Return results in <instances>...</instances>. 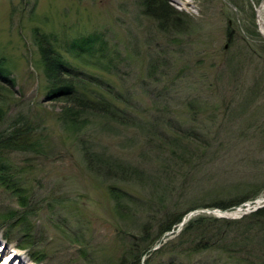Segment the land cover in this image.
<instances>
[{"label": "rangeland", "instance_id": "374dc122", "mask_svg": "<svg viewBox=\"0 0 264 264\" xmlns=\"http://www.w3.org/2000/svg\"><path fill=\"white\" fill-rule=\"evenodd\" d=\"M158 1L172 15L163 22L144 0H0V59L15 80H0V146L13 134L21 143L3 153L22 190L0 178V215H29L16 227L0 217V264H121L134 238L192 204L200 206L141 264H230L218 244L190 245L201 228L221 231L215 219L239 224L264 197V0ZM38 31L102 94L93 98L114 100L122 123L103 112L79 118V128L57 118L65 103L46 95ZM180 139L187 149L175 147ZM86 151L145 173L132 184L105 177ZM114 186L139 203L118 209ZM257 188L253 200L226 207Z\"/></svg>", "mask_w": 264, "mask_h": 264}, {"label": "trees", "instance_id": "16d2710c", "mask_svg": "<svg viewBox=\"0 0 264 264\" xmlns=\"http://www.w3.org/2000/svg\"><path fill=\"white\" fill-rule=\"evenodd\" d=\"M143 4H147L146 11H149L150 14L156 16V19L160 18L162 22L164 21L163 18H165L167 14H171L167 9L168 7H166L162 3V1L144 0ZM175 20H173L174 23ZM169 28L173 31L174 28L176 31L180 30V28H178L176 25L175 27L171 26ZM37 33L38 34H36V42L39 45L41 63L43 66L44 76L46 78L45 87L48 88V93L46 95L49 99H62L65 103L61 112L58 113L57 118L62 120L66 124V126L70 125L69 127L73 126L74 128L80 127L79 122H81V120H78L79 118L89 117L90 119V117L97 116V114L103 113L106 114L105 116L108 117V119H111L116 123H122L123 115H125V113H123V111L121 114V112L118 111V109L120 108L117 107L114 100L111 99V101H106L101 98H97L98 100L93 98V93H96L95 95L97 96L102 94L98 91L97 88L93 89L94 87H89L90 82L86 79L85 74H81V72H79L78 70H73L72 66L68 64L60 50L57 49L53 37H51L49 34L41 33L39 31ZM5 66V61H1L0 59V80H7L12 85H15L14 78H10V70ZM95 82L98 87H102V84H99V80ZM86 91H89V94H91V96ZM111 93L120 95L116 92ZM1 111H3L2 106H0V112ZM182 130L179 129L180 132H182ZM184 131L187 133V130ZM189 133L195 134L194 131H189ZM159 134L164 135V132L161 131L159 132ZM9 140L10 143L8 144V146H0V149H3L2 151L0 150V178L3 180L6 188L13 190L16 194H22V190L19 191L18 188V174L20 172L18 169H16L17 172L15 171L14 165L9 162V160L3 153L6 148L14 147L17 144L19 145L21 143H19L18 140H14V134L9 138ZM175 147L177 149H187L188 145L183 144L180 139ZM85 158L88 162L89 167L95 169L98 173L103 174V176L121 179L125 182H129L130 184H132L130 181L136 180L133 178H135L137 174L145 173L142 169L138 168L134 164L130 162H121L119 158H115L112 155L111 158L107 156L94 157L91 151H86ZM125 171L129 173V176H122ZM142 176L143 175L140 174L138 178H142ZM261 192L262 188H257L255 190H252V192L242 194V196H240L241 198L235 199L233 202L227 204L226 207L237 205L249 199L253 200ZM237 194H239V192H237L236 195ZM111 195L116 201L118 209H121L124 206L129 205L130 203L131 205L139 203V201H134V199H136V196L126 189L122 190L120 188H116L115 186L111 187ZM21 197L26 203L27 198L25 196ZM177 203L179 204V202ZM199 206L200 205L198 204H192L187 208L179 207L167 213L166 218L163 220V223H161V225H159L157 229H155L154 227L152 231L149 228V230L146 231V235L143 236L142 234H139L138 237L134 238V241H131L132 244L130 243V249L127 252L123 253L120 263L141 264L142 256L146 252L156 253V250L152 251V248L155 246L156 242L160 240L166 232L174 229V226L182 220V216L187 213L188 210L197 208ZM180 209H182V211L179 212ZM0 217L3 219H12L13 222L11 226L16 227L20 223L26 222L29 215L27 212L13 211L9 214L0 215ZM196 221H198V219ZM235 221L240 223L233 225L231 220L226 222L223 219H215V227H217V224L220 222L226 223L220 226L219 229L221 231H213L209 229L208 231H205L204 228H201L202 230L194 237V239L199 237V240L190 245L193 246V252L206 251L210 247H214V245L218 244L217 248L228 253L229 256L227 259L230 261V264H264V206L246 214L243 218ZM193 224L194 222H189V224L186 225L184 231H182L181 233L186 234V231H188V229H190ZM222 226L225 227L222 228ZM230 229H232V232H238V234L240 232L239 240L228 239ZM210 241H213L214 244H211ZM28 242L29 241L26 240V243ZM30 245H33V242H30ZM133 247L142 248V253L136 255L137 257L134 256ZM34 251L35 249L31 247V254ZM187 251L188 249H186V252ZM133 258H136V260H134ZM35 260L40 262L43 260V258L42 256H40L35 258ZM147 263L149 264V262Z\"/></svg>", "mask_w": 264, "mask_h": 264}, {"label": "bare ground", "instance_id": "6f19581e", "mask_svg": "<svg viewBox=\"0 0 264 264\" xmlns=\"http://www.w3.org/2000/svg\"><path fill=\"white\" fill-rule=\"evenodd\" d=\"M261 24H262V30H263V32H264V21H263V19H261ZM260 200H261V199H259V202H260ZM224 214L229 215L230 212H229V213H228V212H227V213L225 212ZM230 215H232V214H230ZM180 222H181V221H180ZM181 224H182V223H181ZM174 230H175V228H174ZM2 264H6V263L4 262V263H2Z\"/></svg>", "mask_w": 264, "mask_h": 264}, {"label": "water", "instance_id": "95a60500", "mask_svg": "<svg viewBox=\"0 0 264 264\" xmlns=\"http://www.w3.org/2000/svg\"><path fill=\"white\" fill-rule=\"evenodd\" d=\"M262 206H264V205H262ZM259 207H261V206H257V208H259ZM257 208H256V209H257ZM189 216H191V214H190Z\"/></svg>", "mask_w": 264, "mask_h": 264}]
</instances>
